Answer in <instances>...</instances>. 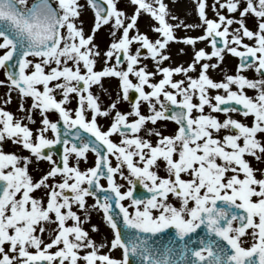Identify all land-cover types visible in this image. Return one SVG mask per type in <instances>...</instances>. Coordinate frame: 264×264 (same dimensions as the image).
<instances>
[{"label": "snow or ice", "instance_id": "snow-or-ice-1", "mask_svg": "<svg viewBox=\"0 0 264 264\" xmlns=\"http://www.w3.org/2000/svg\"><path fill=\"white\" fill-rule=\"evenodd\" d=\"M87 3L95 10V19L91 33L86 35L80 20L84 5L79 0H32L31 4L29 0H0V69L6 74L0 84L9 85V92L16 91L22 98L30 97L31 108L41 112L43 125L34 137L32 129L0 107V264H134L133 256L140 258L139 264H264V172L258 178L255 173L260 170L245 158L246 154L258 161L264 158V138H258V134H264V0H218V9L239 13L227 16L217 10L218 19L208 17L206 9L212 6L207 0H197L204 35L184 37L183 42L195 45L197 40H207L212 51H195V59L187 67L160 66L170 58L166 49L169 42L178 39L176 29L190 27L182 21L170 22L178 18L171 15L164 0H130L134 6L130 17L118 8L117 0ZM145 13L157 22L154 31L160 38L154 41L137 28L138 18ZM249 15L257 18L256 30L246 26ZM112 21L113 28L122 32L104 56L106 61L115 56V64L106 63L102 70H96L101 53L94 35ZM233 24L239 27L230 36L229 26ZM132 29L137 31L130 36ZM218 37L223 47H217ZM243 37L254 43H244ZM134 41L140 48L133 53ZM141 49H147L156 60L163 74L158 82L151 81L155 73L147 66L137 67ZM121 53L126 69L117 67L123 62ZM225 53L241 58L237 73L227 75L225 81L217 82L209 76L208 70L218 67L215 63H201L197 77L188 75L197 71L198 62L212 57L222 61ZM246 68H255L261 79L243 75ZM177 73L185 75L187 84L173 79ZM105 77L119 78L124 99H128L130 89L139 93L132 112L115 111L107 130L101 128L97 117L109 116L116 103L104 108L92 91L93 85L103 87ZM233 84L238 90L231 88ZM145 85L151 91H146ZM246 87L258 90L257 95H247ZM209 89H224L226 94L211 97ZM56 90L62 95L59 100ZM72 94L79 101L75 110L65 107ZM194 96H198V103L193 102ZM142 101L149 103L151 115L142 114ZM10 102L8 95L4 103ZM230 102L242 106L244 116L254 117L251 126L230 115L221 121L211 114L239 111L225 106ZM205 106L211 110L207 114ZM19 107L25 110L23 104ZM50 110L59 113L65 135L74 136L76 142L62 138L59 122L47 116ZM194 110L199 115H193ZM131 115L136 119L129 121ZM26 118L31 120L32 116ZM158 120L175 121L178 128L173 135L149 129L159 137L154 145L139 133L146 122L155 124ZM125 129L133 135L128 136ZM222 129L230 130V134H214ZM48 131L55 134L53 138L45 135ZM113 133L123 137L119 144L110 138ZM6 140L21 144L37 161L46 160L52 166L33 180L28 170L31 157L4 151ZM60 143L64 145L62 166L44 152ZM89 151L96 156L93 167L81 170L70 164L73 154L77 159H87ZM110 155L117 161L115 166ZM160 158L166 162V176L154 170ZM117 173L130 185L124 191L116 180ZM57 175L63 177L62 181L49 184V179ZM101 177L106 178V187ZM137 184L151 195L146 199L135 196ZM41 187L48 189L46 203L32 195ZM169 194L180 201L179 207L168 202ZM90 196L96 198L91 207L86 200ZM125 200L131 204L126 206ZM73 205L85 210L83 220L90 218L91 209L102 211L113 231L110 248L122 249L121 258L99 252L105 245H97L90 237ZM69 220L73 221L71 225L67 224ZM46 224L56 225L47 243L41 235ZM201 226L203 235L197 232ZM171 229L174 233L166 231ZM93 230H97L95 226ZM245 236L252 240L248 247L243 246ZM161 237L171 243L178 238L179 251L171 247L164 252L154 250ZM82 249L86 250L83 254Z\"/></svg>", "mask_w": 264, "mask_h": 264}, {"label": "rangeland", "instance_id": "rangeland-1", "mask_svg": "<svg viewBox=\"0 0 264 264\" xmlns=\"http://www.w3.org/2000/svg\"><path fill=\"white\" fill-rule=\"evenodd\" d=\"M32 0H29V4H31ZM79 2L84 5V10L82 12V15L80 17V20L83 21V28L85 31V34H90L91 29L94 25V19H95V13L91 9V6L87 3V0H79ZM164 2L169 7V12L172 16H175L178 18V20H171L172 23H177L178 21H182L183 24L189 25L190 27H179L175 31V35L178 37L176 41L169 42L166 53L170 55V58L167 60H164L160 66L162 67H177V66H183L187 67L189 64H191L195 59V51L203 48L206 52L212 51V46L207 40H197L195 45H189L185 44L183 42L184 37H199L204 35V27L201 25L203 24V21L200 19L198 15V9H197V0H164ZM219 2H223V0H219ZM245 0H241V3H244ZM207 3L211 5L212 7H209L206 9L207 15L209 18L218 19L216 16L217 10L220 11L222 14H225L227 16H238L239 13H228L226 9H218V0H207ZM118 8L122 9L128 17H130L133 14L134 6L130 3V0H117ZM246 25H248L249 21H245ZM114 21L110 22L109 24L102 25L99 30L95 32L94 35V42L99 46V51L101 55L97 58V62L95 65L96 70H102L106 63L108 66L115 64V56H113L112 60L106 61V58L104 56V53L109 48L110 44L113 42L114 39H118L121 35L122 30H117L113 28ZM157 26V22L154 21V18H151L149 14H142L137 21V28L140 33L146 34L149 36L151 40H155L160 38L159 34L154 31V27ZM239 27L237 24H233L229 26V32L230 34L234 29ZM137 29L130 30V36L136 34ZM115 33V35H113ZM210 39V38H209ZM140 48V44L138 42H133L131 45V51L134 53L136 49ZM183 50V51H181ZM144 52V54L140 55L139 60L140 64L137 65V67L141 66H147V70L155 73V76L150 78L152 82H158L160 79L163 78V74L159 72L157 68L156 60H154L147 52V49H141V53ZM39 59V58H36ZM201 63H215L218 64V67L216 68H210L208 70L209 76L217 82L225 81L226 76L230 75L231 70V60L229 58V54H224V59L222 61H219L216 57H212L211 60L204 59L197 63V71H190L188 75L192 76L193 78L197 77L199 74V65ZM118 69H126V60L123 62V64L117 66ZM236 74V73H235ZM234 75V73L232 74ZM130 79H132L133 83H137L138 79L130 74ZM174 80H184L185 84H187V79L184 74L177 73L173 76ZM0 80H6V74L4 69H0ZM54 83V82H53ZM102 84L103 87H99L97 85L92 86V91L94 95L99 97V101L104 108H108L112 103H116V109L112 111V113L109 116H98L97 121L98 124L101 126L103 130H107L110 127V124L114 120V112L120 111L122 113H130L132 112V105L128 103L127 99L123 98L122 89L120 86V80L117 77H105L102 78ZM9 85L6 84H0V107H4L7 111H11L14 116L17 119H20L22 123L26 124L30 129L33 130V136L38 134V126H39V119L42 118V114L39 110L32 109L31 104L32 100L30 97H20L16 91L9 92ZM169 90L175 91L173 89H170V86H168ZM132 89L129 90V92ZM146 91H151V88L148 85H145ZM217 93L223 95L226 94L224 89H209L208 94L211 97H214ZM11 95V102L10 103H4L5 98ZM62 98L60 90H56V99L59 100ZM198 96H194L193 99L196 101ZM163 96H161V100H163ZM215 101L213 100V103ZM23 104L25 107V110H20V105ZM79 106V101L76 96V94H72V99L68 101V103L65 105V107L75 110ZM157 108H159V105L157 104ZM140 110L142 114L144 115H151V110L149 103L147 101H142ZM208 110L211 111L208 106H205V111ZM90 112V110H89ZM50 113V111L48 112ZM213 113V112H212ZM32 116V119L29 120L26 117L28 115ZM74 115V111H73ZM90 118V115L89 117ZM129 121L136 119L134 115H131L128 117ZM166 122H161L158 120L155 124H153L151 121L146 122L145 126L141 129L139 135H141L144 139L152 141V143L155 145V143L158 141L159 137L156 136L154 133H150L149 129H154L155 131H161L163 135H173L175 134V128L172 124L170 126H166ZM158 131V132H159ZM133 134H128V136H132ZM115 143L119 144L123 137L119 135L118 133H113L110 137ZM11 149L9 150V153H15L21 157H24L25 152H23V149L21 147L17 146V143H13ZM138 157L135 159L137 160ZM23 161H21V164ZM88 163V161H86ZM117 163L115 157L113 156L112 164L115 166ZM157 164L162 167H166L165 161L163 159H158ZM33 166V170H32ZM126 166V165H125ZM29 174L34 179H39L42 177L46 172V167L42 168L40 171L37 172V165L33 164L32 162L28 165ZM164 172L159 171V175H163ZM230 175V174H229ZM54 180L49 179V184H53ZM48 192L47 188L41 187L40 189L35 190L32 195L38 199H41L46 203L47 201V195ZM68 195H71V193H66ZM91 199V198H90ZM89 198H86L87 204L89 207L95 203L93 199L90 200ZM127 206V204H125ZM73 210L77 211L78 215H81V218L83 220V217L85 215V210L79 209L76 205H73ZM130 211H133V209L130 207ZM90 218L88 220H83V227L85 230L89 232V235L92 239H94L97 242V245L103 243L105 247L100 248L99 252L101 254H108L114 258H121L122 257V249L116 248L111 249L110 248V241L113 239V231L108 226L107 222L103 218V214L101 211H96L95 209H91L89 212ZM73 221L69 220L67 221V224L71 225ZM93 226L96 227L97 230H93ZM46 231L41 234L42 238L44 239L45 243L49 242L50 236L54 235V230L56 229L55 224H46L45 225ZM250 244L247 243V247ZM55 250V249H53ZM86 250H81V254H83ZM80 264H84L83 261H80ZM99 264V262H97Z\"/></svg>", "mask_w": 264, "mask_h": 264}, {"label": "flooded vegetation", "instance_id": "flooded-vegetation-1", "mask_svg": "<svg viewBox=\"0 0 264 264\" xmlns=\"http://www.w3.org/2000/svg\"><path fill=\"white\" fill-rule=\"evenodd\" d=\"M246 20L249 21L248 25H246V26L249 27V29H251V30H256V27H257V18L254 15H249V16H247L245 18V21ZM230 36H231V34H230ZM243 41H244V43H247V44H250V45L254 43L253 40H249L247 37H243ZM239 50H241V51L244 50L242 45L239 46ZM228 54H229V58H230L231 64H232L231 65V70H230V75H232L233 73L235 75V73H237L238 66L241 63V58L238 57V56H235L233 54H230V53H228ZM242 74L245 75L246 77H248L249 79H254V80L261 79L260 74L258 72H256L255 68H246V69L243 70ZM231 88L233 90H238V86L235 85V84L231 85ZM244 91H245V93L247 95L253 96V97L255 95H257V93H258V90H256V89H250V88H247V87L244 89ZM193 102L194 103H198L199 102L198 98L196 99V101H194V99H193ZM140 106H141V104H140ZM132 107H133V104H132ZM238 109H239V111L229 112L228 114L221 113V112H213L211 114L217 116L221 121L226 117V115H230L232 118L237 119V120H240L241 122H243V123L251 126L252 123H253V121H254V117L251 114L248 115V116H244L242 114V112L244 111L242 106L239 105V108ZM205 113L207 114V113H209V111L206 110ZM193 115H199L198 111L194 110ZM47 116L53 122H59V124H60V130L62 132H65V126L63 125V121L60 118L59 113L57 111L50 110V113H47ZM41 121H42V118L39 119V126H38L39 129H38V132L43 127ZM160 121L161 122H166L165 124L168 127L170 126V124H172L174 126L175 132H176V130L178 128V125L175 123V121H171V120H160ZM159 132L162 133L161 131H159ZM128 134H132V133L127 132V135ZM214 134L215 135H219V136H224V135L230 134V130L222 129L220 131V133H214ZM45 135L48 138H53L55 134L52 133L51 131H48L47 133H45ZM66 138H69V137L65 136L63 139H66ZM258 138H264V134H258ZM10 141L11 140H6V141L3 142V145H2L3 150L6 151V152H8V153H9V150L11 149V147H12V144L10 143ZM241 143H242V140H241ZM17 146L21 147V149H23V152L27 153L24 156H30L31 157L32 163L35 164V165H37V172L40 171L44 167H46V170L48 171L50 169V167L52 166L49 161H46V160H39V161H37V159L28 150L24 149L21 144H18ZM69 146H70V144H69ZM51 147H50V149H45L44 150L45 154L50 153L53 156V159L55 161H57L58 163H61V166H62V158H63L64 150L63 151H60V150L56 149V145H53ZM86 155H87V159H84V158L77 159L75 157V154H73L70 157V164L71 165H78L81 170H86L89 167H93L94 164H95V159H96L95 153L89 151ZM245 158L250 162L251 166L254 169H259L260 170V171H257L255 174H256V176L258 178L261 177L262 172H264V158H262L261 160L258 161L255 157H253L251 155H247V154H246ZM109 159L112 162L113 156L110 155L109 156ZM137 160H138V158H137ZM86 161H88V163H86ZM218 162H221L222 163V161H218ZM165 164H166V162H165ZM157 165L158 166L155 167L154 170L157 171V173H159V171L160 172H164L165 171V173L163 175H160V176H166L168 174L166 167L159 166V164H157ZM32 170H33V166H32ZM123 170L125 171V174L127 175L128 173H127L126 166H124ZM229 174L231 175V173H229ZM115 176H116L117 182L122 185V188H121L122 191L126 190L127 187H130V185L127 184V181L120 177L119 173L115 174ZM185 178H188V177L185 176ZM241 178H243V174L242 173H241ZM50 179H53L54 180V182H53V184H54V183L61 182L62 179H63V177L60 176V175H57L55 178H50ZM33 180H36V179L34 178ZM101 183L104 184L105 187H106L107 186V180H106V178H101ZM1 185H2V183H1ZM140 186L143 187L142 185H140ZM87 198L90 199L91 197H87ZM168 202L169 203H172L174 206H177V207L180 206V201L174 195H172V194H169ZM123 203L124 204H127V206H128V205L131 204V201L130 200H125ZM248 231H251V229H249ZM242 239L244 241L243 246L247 247V243H249L251 245V243H252L251 237L245 236Z\"/></svg>", "mask_w": 264, "mask_h": 264}, {"label": "water", "instance_id": "water-1", "mask_svg": "<svg viewBox=\"0 0 264 264\" xmlns=\"http://www.w3.org/2000/svg\"><path fill=\"white\" fill-rule=\"evenodd\" d=\"M100 2L106 4V1L105 0H100ZM93 11L95 12L94 9H93ZM220 47H223V44ZM121 60L123 62H125V58L123 56V53H121ZM123 62L121 64H123ZM138 96H139L138 92H136L135 90H132L131 93H130V96H129V100L132 103H135V101L138 98ZM225 106H228V107H232L233 106V107H237L238 108V106H236V104L233 103V102H231L229 105H225ZM72 131H74V130H72ZM125 131L127 132V131H130V130L125 129ZM61 135H62V138H64L65 136H67V135H65V132H62V131H61ZM67 137H69V138H66V139H69L71 142H76V138L74 136H67ZM56 149H58L60 151H63L64 150L63 143L57 144L56 145ZM101 178H104V177H101ZM0 186H2V185H0ZM134 195L137 196L138 198H144V199H146L151 194L148 193L147 189H145L144 187H141L139 184H137L136 188L134 189ZM92 197H94V196H92ZM218 205H220V202H218ZM117 211H118V209H117ZM166 231H170V232H173L174 233V229L166 230ZM203 231H204L203 226H201V229H198L197 230V232L201 233V235H203ZM193 239L196 240L195 235H193ZM150 243H152V242L150 241ZM178 244H179L178 238L176 240V243H171L167 238L161 237V238H158L157 239V241L153 245V247H154V250L159 251V252H164L169 247L173 248L174 250H176L178 252L179 251ZM131 259L134 262V264H139V260H140L139 257L133 256Z\"/></svg>", "mask_w": 264, "mask_h": 264}]
</instances>
